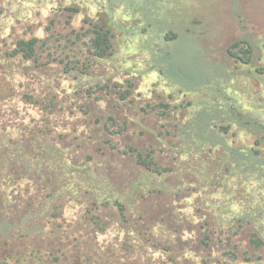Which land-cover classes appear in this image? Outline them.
Wrapping results in <instances>:
<instances>
[{"label": "rangeland", "instance_id": "rangeland-1", "mask_svg": "<svg viewBox=\"0 0 264 264\" xmlns=\"http://www.w3.org/2000/svg\"><path fill=\"white\" fill-rule=\"evenodd\" d=\"M84 19L111 28V55L94 59L85 52L87 37L72 33L88 27ZM167 31L177 37L166 40ZM31 36L44 41L36 61L45 64L39 71L42 86L64 91L87 110L61 125L69 129L65 139L58 131L36 136L31 127L12 131L35 148L51 142L57 148L48 153L51 162L70 166L60 171L41 166L13 186L0 181V264H205L209 257L223 258L224 264H264L263 248L253 252L259 259L246 261L245 234L233 260L224 254L226 247L204 246L198 227L175 229L178 222L187 227V217L224 216L226 205L238 209L243 195L237 178L229 180L232 193L210 185L191 191L201 186L194 178L182 185L184 175L176 170L157 179L162 192L149 193L137 184L142 168L122 152L126 144L152 147L159 163L175 167L180 128L201 119L216 128L230 125L225 137L233 145L253 141L256 134L242 123L264 124V0H0V44ZM241 40L246 42L230 46ZM242 48L249 50L244 60L238 58ZM76 59L79 66L86 63L83 73L65 71L66 61ZM40 82L35 79L36 87ZM108 116L115 121L106 130ZM39 119L38 126H49L44 120L49 118ZM95 174L100 192L106 188L114 197L111 189H119L132 201L128 221L112 207L94 208L108 222L96 236L88 221ZM134 189L145 196L137 200ZM189 193L186 200L177 196Z\"/></svg>", "mask_w": 264, "mask_h": 264}, {"label": "trees", "instance_id": "trees-1", "mask_svg": "<svg viewBox=\"0 0 264 264\" xmlns=\"http://www.w3.org/2000/svg\"><path fill=\"white\" fill-rule=\"evenodd\" d=\"M66 9L72 12L78 11L75 6H67ZM84 21L88 23V27L81 31L73 30L72 33L80 40L82 37H87V40L82 41L85 52L94 59L111 55V28L104 22L98 23L89 19ZM163 37L166 40H172L177 37V33L167 31ZM1 41L3 43L0 44V181L13 186L21 178L37 173L41 166L58 168L60 171L63 166H70V164L66 161L51 162L48 153L50 150H57L51 142H46L47 147L35 148L31 145V140H26L22 134L16 137L12 131L20 127L22 129L31 127V133L34 136L58 131V136L65 139L69 129L61 125L64 123L66 125L69 118L78 117L79 112H86L87 107L71 100L64 91L60 93L49 85L42 86L39 71L45 64L36 63V61L38 49L44 44L43 40L37 36H31L17 37L9 43ZM240 42L246 41H235L230 46H236ZM248 51L242 48L243 57L238 58L244 60ZM51 59L54 60L55 57ZM78 63V59L74 61V64L66 61L64 70L70 71L74 68L83 73L80 67L86 66V63L81 62L80 66ZM35 79L40 82L39 87H36ZM127 82L131 85L130 81ZM95 86L101 88L102 84L95 83ZM125 90L119 94L121 99L127 97L129 91ZM237 115L242 116L240 113ZM43 116L49 118L44 119L49 124L45 128L38 126L42 121L39 118ZM109 121L114 122L115 119L112 116L107 117L104 121L106 130H109ZM242 124L249 132L256 134L248 145H233L226 139L225 134L228 133L230 125H220L216 128L214 124L206 123L202 119L194 126L191 123L183 125L180 128L182 137L178 143V152L181 156L175 167L159 163L152 147L139 149L132 144H126L122 152L130 156L135 164L142 168L137 184L149 193L162 192L163 189L157 185V179L176 170L178 175H184L179 176L182 185H187L194 178L195 184L201 186L191 187V191L201 190L204 186L210 185L216 188L222 187L227 193H232L233 189L229 185V180L232 177L237 178L243 195V203L240 201L238 209L226 205L222 211L224 216H210L200 220L187 217V227H183L182 223L178 222L175 229L188 230L193 226L198 227L200 242L204 246L210 247L214 244L226 247L224 254L233 260L237 259L239 246L237 241L245 234L250 249H243V252L247 254L246 261L252 263L260 258L254 257L253 252L261 248L264 250V124L256 119L245 120ZM85 170L86 167H84ZM97 177L98 174H95L90 178L91 181L89 180L92 183L90 189L93 190L91 196L93 207L88 209V221L94 228L95 236L105 232L108 222L100 216L99 212L93 213L94 208L104 210L106 207H112L116 210L119 219L128 221V211L132 202L119 189H111V192L117 193L114 197L106 193V188L100 192L95 184ZM76 184L74 181L70 182L72 190L77 189ZM134 191L137 200L145 196L137 189ZM190 195L191 193L177 196L181 198L180 200H186ZM56 206L52 204L54 209ZM138 229L147 232V229L140 227ZM158 244L159 242H153L154 246ZM168 258L171 260V257ZM172 262L180 264L174 260ZM204 262L205 264H224L225 261L220 257H209Z\"/></svg>", "mask_w": 264, "mask_h": 264}]
</instances>
